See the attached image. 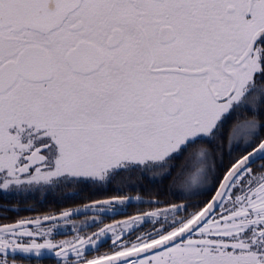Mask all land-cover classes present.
I'll return each mask as SVG.
<instances>
[{
	"label": "snow or ice",
	"instance_id": "obj_1",
	"mask_svg": "<svg viewBox=\"0 0 264 264\" xmlns=\"http://www.w3.org/2000/svg\"><path fill=\"white\" fill-rule=\"evenodd\" d=\"M0 264H264V0H0Z\"/></svg>",
	"mask_w": 264,
	"mask_h": 264
}]
</instances>
